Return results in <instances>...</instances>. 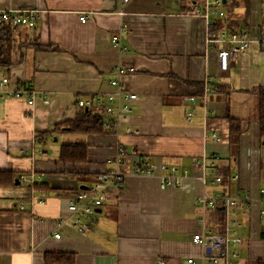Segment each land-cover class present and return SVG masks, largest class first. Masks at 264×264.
<instances>
[{"label": "crops", "instance_id": "1", "mask_svg": "<svg viewBox=\"0 0 264 264\" xmlns=\"http://www.w3.org/2000/svg\"><path fill=\"white\" fill-rule=\"evenodd\" d=\"M195 1L0 0V9L38 15L35 27L11 26V65L0 66V81L7 77L10 89L22 94L0 90V264H157L159 259L186 264L188 258L211 264L193 235L226 233L227 227L231 238L241 239L229 243L228 262L264 264L258 92L264 87V42L253 43L226 71L219 70L215 48L206 42L212 25L223 20L264 39V0H221L225 16H212L211 26L192 14ZM122 26L123 54L111 42ZM118 64L125 68L124 90L137 94L122 129L139 133H123L118 140L105 126L88 133L56 129L76 121L83 108L100 109L105 119L101 107H82L78 101L114 92ZM208 78L214 90L206 103L187 100L191 94L203 96ZM190 109L193 121L186 117ZM119 143L127 165L172 163L190 175L168 188L152 176H130L121 188L108 185L103 204L80 232L68 206L113 167ZM64 145L85 146L86 159L61 161ZM214 155L220 156L214 165L222 181L212 182L207 169L203 183L204 168L195 162ZM31 173L40 176L36 188L20 181ZM218 193L248 194L254 201L229 215L220 202L206 207L197 202Z\"/></svg>", "mask_w": 264, "mask_h": 264}, {"label": "built area", "instance_id": "2", "mask_svg": "<svg viewBox=\"0 0 264 264\" xmlns=\"http://www.w3.org/2000/svg\"><path fill=\"white\" fill-rule=\"evenodd\" d=\"M127 2L128 0H124ZM221 0H196L192 6V14L202 16L206 19L208 26L213 24L211 17L223 18L225 12L221 10ZM37 12L34 10H4L0 9V24L5 23L10 26H27L35 27L37 25ZM80 20L85 22L87 20L86 15H81ZM125 32L124 27H120L117 33H115L111 42L112 45L117 48L122 54L126 52L127 47L123 44V33ZM263 41L254 37L247 30H232L223 31L218 35L208 32L206 42L215 48L218 65L220 71H226L230 62L236 59L244 50L249 48L253 43ZM117 78L111 81V85L114 86L115 91L108 94L105 98L101 95L97 99L79 100L78 104L82 107H101L106 117L104 124L112 133H114L118 140L123 134H138L139 130L128 127L123 130L122 125L127 120L128 115L131 111L130 104L137 99V94L124 90L121 76L124 75L125 68L118 64L116 67ZM0 90L5 91L8 95L21 96V91L11 90L9 87V79L7 77L1 79ZM214 85L211 79L208 78L204 85L203 96H197L191 94L186 97L191 102H196L199 98L206 103L207 95L213 92ZM33 102L34 93L31 94ZM48 102V99H45ZM187 120L193 121L195 116V110L190 109L186 113ZM214 140H221L217 133H213ZM126 151L122 144L119 143L116 147V152L113 156V167L107 172L99 175L94 185L86 190H80L77 193L76 200L71 202L68 209L75 214L74 223L80 232H84L89 222L94 219L96 209L100 207L105 199L104 190L108 185H112L116 188H121L125 180L130 176H152L157 177L160 181L162 188H168L181 184L184 179L188 178L190 171L188 169L180 170L177 164L164 163V162H134L130 165L126 164ZM220 159V156L214 155L211 161L208 158L196 160L195 164L204 168L199 179L205 183L207 176L205 171L210 170L211 181L219 183L222 181L220 175L216 173L214 162ZM20 181L24 184L30 185L31 188H36L40 183V176L31 174H22ZM33 190V189H32ZM34 191V190H33ZM264 195V193H263ZM254 198L248 194L239 196H229L222 194H215L209 196L207 194L202 195L197 199L203 207L213 206L216 202H220L227 215L231 213L232 208H236L240 204L248 205ZM42 202V200H38ZM263 213V211H262ZM234 230V229H233ZM235 231V230H234ZM55 238H60L59 233L54 234ZM193 240L205 247L206 252L204 258L207 259L211 264H220L221 261H225V264H234L228 262L227 257L228 245L230 242H240L239 237L231 238L228 234V227L226 233H195ZM157 264H169L167 261L159 259ZM186 264H204L203 261L198 262L195 258H188Z\"/></svg>", "mask_w": 264, "mask_h": 264}, {"label": "trees", "instance_id": "3", "mask_svg": "<svg viewBox=\"0 0 264 264\" xmlns=\"http://www.w3.org/2000/svg\"><path fill=\"white\" fill-rule=\"evenodd\" d=\"M15 28L11 27L9 24L1 23L0 24V66L8 67L11 65L10 59V50L13 43V30ZM234 30L232 26H229L227 20L217 21L212 25L211 32L215 35L220 34L223 31H232ZM36 49L40 50H51L57 49L53 45H34ZM259 113H260V122H261V135L264 136V87H260L259 90ZM104 116L100 109L95 111H86L83 108L78 119L74 122H63L57 125L56 129H61L63 126H67L71 131L81 133V132H99L100 130L106 127L104 124ZM232 125V130L237 127L236 121L232 118L230 119ZM86 159V150L83 145H64L61 150L60 160L67 163H77L84 161ZM51 257L57 258L59 255L55 256L53 254ZM49 262V260H48ZM51 263V262H50Z\"/></svg>", "mask_w": 264, "mask_h": 264}]
</instances>
